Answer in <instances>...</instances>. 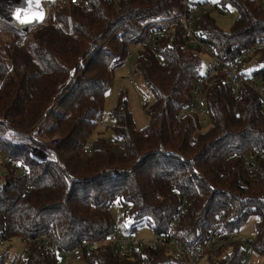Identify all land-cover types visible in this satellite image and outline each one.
Segmentation results:
<instances>
[{
  "label": "trees",
  "instance_id": "obj_1",
  "mask_svg": "<svg viewBox=\"0 0 264 264\" xmlns=\"http://www.w3.org/2000/svg\"><path fill=\"white\" fill-rule=\"evenodd\" d=\"M85 1L88 8L71 0L56 2L51 23L28 37L0 32V131L30 132L40 125L42 135L60 138L56 161L39 160L0 138V161L9 159L0 170L5 178L0 239L49 232L67 250L113 230L115 201L125 206L129 227L146 225L162 234L186 198L176 232L183 242H203L220 214L229 230H240L255 214V248L264 254V160L252 175L243 164L246 153L264 147L260 97L247 89L237 93L218 72L203 96L210 125L190 116L180 119L179 109L191 104L203 72L202 51L179 28L153 47L145 39L162 26L156 21L181 11V0ZM215 5L220 13L229 5L239 11L230 30L217 24L213 10L198 23L221 58L232 59L264 38V6L258 0H215ZM133 45H141L137 69L154 94L153 103H145L150 121L138 128L121 92L110 112L114 136L99 135L91 142L115 71ZM254 61L255 74L264 80V49ZM13 160L17 165H11ZM28 248L21 264H62L37 240ZM245 251L235 245L206 259L208 264H240ZM8 255L9 249H0V264ZM74 264H185V259L166 247L147 245L120 255L105 243L85 250Z\"/></svg>",
  "mask_w": 264,
  "mask_h": 264
},
{
  "label": "built area",
  "instance_id": "obj_2",
  "mask_svg": "<svg viewBox=\"0 0 264 264\" xmlns=\"http://www.w3.org/2000/svg\"><path fill=\"white\" fill-rule=\"evenodd\" d=\"M58 1L65 2L67 0L44 1L47 16L49 17L48 21H52L51 12L53 5ZM71 1L73 3H80L84 8H88V4L85 0ZM106 1L113 5H118L121 2V0ZM258 1L264 6V0ZM208 10L220 12V7L216 6L212 0H181V11L167 20L156 21L162 26L153 29L145 39V43L153 47L165 33L179 28L190 45L201 49V51H204L212 58L209 62L208 69L202 72V75L193 87L191 104L181 107L178 112V117L182 119L186 116H190L194 119H202L204 121L208 119V112L203 103L204 90L210 77L218 72L225 74L226 79L232 84L237 93H241L246 89L255 92L260 97L264 109V80L262 76L254 72L257 68L254 58L260 50L264 49V38L257 39L234 58L223 59L217 54L216 48L204 38L201 30L198 28V23ZM0 21L8 24L3 19H0ZM44 25H46V23ZM6 30H13L14 32H9L18 34L22 37H28L36 29L32 28L23 34L21 33L22 31L20 32L12 27ZM144 102H146V99H144ZM39 128L40 125H37L30 132L11 129L5 132L6 134L0 132V138L15 146L30 151V153L39 160H58L55 147L58 145L60 138L42 135ZM197 131H199V129ZM111 142L118 146H122L123 144L115 138H112ZM84 150L85 152H89L90 148L86 147ZM260 160H264V147L255 149L243 156V164L250 175L254 174L256 164ZM7 162H9L8 158H4L0 161V170L5 168ZM10 163L12 166L17 165L16 160ZM20 170L25 169L23 166H20ZM4 179V174L0 171V189L3 188ZM186 204L187 199H182L179 209L170 222L168 231L162 234H154L153 237H141L137 228L134 229L129 226H124L120 221H116L113 230L107 232L104 236L82 240L67 250L62 249L61 245L49 232L38 235L37 237H23L26 245L18 264L22 263L29 252L28 244L35 240L39 241L51 255L58 256L60 260L63 261L62 264L80 262L84 257L85 250L96 248L105 243H111L115 248V252L120 255L133 253L134 250L141 249L146 245L166 247L170 249L175 257L184 258L185 264H199L200 261L209 254H216L220 251L230 249L235 245L243 246L249 253L256 251L255 238L243 236L240 230L226 229L224 226L223 214L218 216L215 225L203 242L199 244H187L183 242L177 237L176 232ZM7 239L8 238L0 239V246H5Z\"/></svg>",
  "mask_w": 264,
  "mask_h": 264
},
{
  "label": "rangeland",
  "instance_id": "obj_3",
  "mask_svg": "<svg viewBox=\"0 0 264 264\" xmlns=\"http://www.w3.org/2000/svg\"><path fill=\"white\" fill-rule=\"evenodd\" d=\"M8 1L10 2V0ZM212 2L215 3V0H212ZM22 5L24 6L23 3H20V6ZM10 12L12 13L9 15L5 14L4 17L0 16V19H3L6 23L9 24V26L12 27L13 24L11 22H15L16 17H14V11ZM213 16L216 19L217 24L221 28L225 30H230L233 27L237 18L239 17V11L233 5H229L225 12L220 13L219 11H217L214 12ZM50 22L51 20L47 21L46 25L50 24ZM0 24H3L5 26V28L0 29V32L10 33L6 29H11V27L7 26V24L3 22H0ZM139 49H141V45L131 46L126 62L118 69H116L114 84L107 95L103 118L99 122L97 128L94 130L90 138L91 142L96 140L99 135H104L108 138L114 136L113 129L109 127L113 122L110 112L113 106L117 103L121 92L125 93L128 98L129 106L131 111L133 112L137 127L143 128L149 123L150 118L146 112L145 103H153L154 94L148 87V85L145 83L142 75L137 69L136 60ZM201 55L202 71L204 72L208 69L209 62L212 58L204 51H202ZM144 99H146V102H144ZM203 124L204 127H208L210 125V122L205 121L203 122ZM0 132L6 134L3 131ZM119 150H123V147H119ZM111 209L113 217L116 221H120L124 226L130 225L131 220L129 216L125 213V206L121 202L115 201L112 204ZM256 224L257 216L253 214L249 217L247 222L241 226L240 232L243 236H246L247 238H255L257 233ZM137 229L141 237L154 236V232L149 229L146 225H140L137 227ZM11 242L12 245H10ZM25 245L26 242L21 236H17L15 238H12L11 240L7 239L5 246H0V249H9V255L5 260L4 264H18L19 257H21V255L24 253ZM62 262L63 261H61V263ZM199 264H208V261L206 258H204L200 261ZM240 264H264V254L258 253L257 251H254L252 253L245 251V255Z\"/></svg>",
  "mask_w": 264,
  "mask_h": 264
},
{
  "label": "water",
  "instance_id": "obj_4",
  "mask_svg": "<svg viewBox=\"0 0 264 264\" xmlns=\"http://www.w3.org/2000/svg\"><path fill=\"white\" fill-rule=\"evenodd\" d=\"M45 0H0V16L9 15L14 11L15 22H11L12 28L19 30L22 34L30 29H38L45 26L47 16L44 6ZM55 1V0H48ZM23 3L24 6H20ZM14 32L13 30H9ZM16 32V31H15Z\"/></svg>",
  "mask_w": 264,
  "mask_h": 264
},
{
  "label": "bare ground",
  "instance_id": "obj_5",
  "mask_svg": "<svg viewBox=\"0 0 264 264\" xmlns=\"http://www.w3.org/2000/svg\"><path fill=\"white\" fill-rule=\"evenodd\" d=\"M48 16H46V18H47ZM46 20V19H45ZM0 22H2V21H0ZM4 23V22H3ZM7 26H9L8 24H7ZM10 27V26H9ZM2 28H5V26L3 25V24H0V29H2Z\"/></svg>",
  "mask_w": 264,
  "mask_h": 264
}]
</instances>
